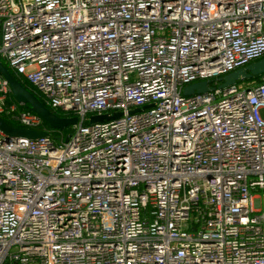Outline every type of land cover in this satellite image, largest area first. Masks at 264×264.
<instances>
[{
    "label": "built area",
    "instance_id": "built-area-1",
    "mask_svg": "<svg viewBox=\"0 0 264 264\" xmlns=\"http://www.w3.org/2000/svg\"><path fill=\"white\" fill-rule=\"evenodd\" d=\"M263 57L264 0H0V62L78 119L0 135V264H264V74L182 94ZM1 116L45 131L0 76Z\"/></svg>",
    "mask_w": 264,
    "mask_h": 264
},
{
    "label": "water",
    "instance_id": "water-1",
    "mask_svg": "<svg viewBox=\"0 0 264 264\" xmlns=\"http://www.w3.org/2000/svg\"><path fill=\"white\" fill-rule=\"evenodd\" d=\"M264 74V57L250 63L242 68L236 69L218 79L214 80V84H218V88H227L229 86L236 85L238 82L247 81L252 78H257ZM0 76L7 83L12 99L23 108L28 109L32 113L36 114L49 128L57 132H63L65 129L77 124V117H60L50 111L44 104L38 99V97L26 89L13 75L12 73L0 62ZM212 81H202L191 84L182 90L184 96L193 94H203L212 90ZM119 113H115L111 116L100 115L91 116L89 118L90 123H99L107 120H112L119 117ZM0 135L8 140H35L46 136L45 131H35L26 128L14 127L7 123L2 117H0ZM68 138H66L67 140Z\"/></svg>",
    "mask_w": 264,
    "mask_h": 264
},
{
    "label": "trees",
    "instance_id": "trees-1",
    "mask_svg": "<svg viewBox=\"0 0 264 264\" xmlns=\"http://www.w3.org/2000/svg\"><path fill=\"white\" fill-rule=\"evenodd\" d=\"M26 89H28L29 91H31V92H33L34 94H35V92H34V90L27 84V83H25L23 80H21L19 77H17V76H15L14 74H12ZM257 81V78H252V79H250V80H247V81H241V82H238L237 84L238 85H248V84H251V83H253V82H256ZM212 85L213 86H219L218 84H214V81H212ZM26 110H28V109H26ZM7 123H9L10 125H12V126H15L14 125V123L12 122V121H10V120H8L5 116H1ZM42 129H44L45 131H46V133L48 134V135H50L51 136V138H52V140H53V142L54 143H56V138H57V136H58V134H57V132L56 131H54V130H52L51 128H49L45 123L43 124V126H42ZM70 132V129H67V130H65V132H64V135H66V134H68Z\"/></svg>",
    "mask_w": 264,
    "mask_h": 264
},
{
    "label": "rangeland",
    "instance_id": "rangeland-1",
    "mask_svg": "<svg viewBox=\"0 0 264 264\" xmlns=\"http://www.w3.org/2000/svg\"><path fill=\"white\" fill-rule=\"evenodd\" d=\"M211 88H213V85L211 84Z\"/></svg>",
    "mask_w": 264,
    "mask_h": 264
}]
</instances>
